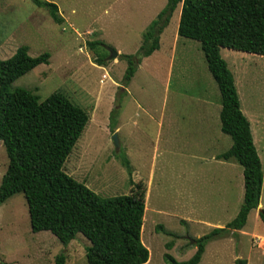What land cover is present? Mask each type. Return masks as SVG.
<instances>
[{
	"label": "rangeland",
	"instance_id": "1",
	"mask_svg": "<svg viewBox=\"0 0 264 264\" xmlns=\"http://www.w3.org/2000/svg\"><path fill=\"white\" fill-rule=\"evenodd\" d=\"M48 1L58 4L63 23H57L48 9L33 0H0V58L11 57L23 45L29 47L31 56L51 54L50 63L21 76L13 89L33 90L41 101L60 91L87 110L91 119L64 170L99 196L112 198L132 191L131 177L123 164L128 158L133 180L143 182L146 189L141 236L150 259L144 264H170L164 257L166 252L179 261L189 259L197 249L190 238L207 234L214 227H225L237 216L244 199L243 176L240 186L225 197L224 207L218 193V183L222 182L215 181L211 166L200 173V168L206 166L194 158L201 153L211 157L214 152L200 143L206 136L201 130L202 119H210L224 136L217 150L233 142L221 129V93L201 43L180 35L176 41L179 6L163 35V48L143 59L124 86L127 61L111 59L110 48L137 53L144 34L167 0ZM92 42L97 43L96 47ZM221 55L234 74L241 108L253 118L256 129L263 127L264 56L228 47L221 48ZM100 56L105 63L96 61ZM206 101L213 103L210 111L205 108ZM250 110L259 118L254 120ZM207 112L210 116L204 118ZM112 125L120 126V130L115 131ZM8 164L5 145L0 141V183ZM191 165L197 173L189 181ZM261 201L264 208V190ZM258 215L256 209L250 213L245 232L233 230L210 240L200 264H234L235 257L264 264V237L251 236H264V223ZM158 224L175 236L158 232ZM171 241L175 245L168 250L166 244ZM89 244L80 233L65 246L50 231L34 232L23 192L0 207V264H57L61 254L65 255L64 264H89Z\"/></svg>",
	"mask_w": 264,
	"mask_h": 264
},
{
	"label": "trees",
	"instance_id": "2",
	"mask_svg": "<svg viewBox=\"0 0 264 264\" xmlns=\"http://www.w3.org/2000/svg\"><path fill=\"white\" fill-rule=\"evenodd\" d=\"M33 2L48 9L57 23L64 22L55 2ZM179 5L182 11L178 34L201 43L221 93L222 131L232 138L233 144L219 157L235 158L243 166L245 180L244 201L232 221L195 238L197 250L188 260L179 261L169 252L164 254L170 264H200L208 242L233 230H242L261 201L262 161L251 123L241 109L234 75L221 55V48L264 56V0H167L144 34L137 53L120 55L128 64L124 86L132 80L143 59L160 48L161 34ZM91 45L96 47L97 43ZM50 57L49 52L31 56L29 47L23 45L11 57L0 58V141L9 158L0 183V207L13 195L23 192L34 232L50 231L65 246L77 234L84 235L90 242L86 249L89 264H144L150 259V251L141 236L146 189L143 182L133 180L130 160L125 158L123 164L131 177V193L112 198L99 196L64 170L67 158L90 121L88 111L60 91L41 101L33 90L12 87L38 65L48 64ZM96 61L105 63L101 56ZM259 214L264 223V209ZM156 229L175 236L166 232L162 224ZM174 245L171 241L166 247L169 250ZM56 262L64 264L65 255L58 256ZM235 264H248V260L237 258Z\"/></svg>",
	"mask_w": 264,
	"mask_h": 264
},
{
	"label": "crops",
	"instance_id": "3",
	"mask_svg": "<svg viewBox=\"0 0 264 264\" xmlns=\"http://www.w3.org/2000/svg\"><path fill=\"white\" fill-rule=\"evenodd\" d=\"M179 6H180V13H179V15L181 17L182 5H179ZM179 6L177 7L176 10H179ZM179 22H180V19H179ZM178 27H179V24H178ZM167 28H168V26L164 29V31L161 34V38H160V48L158 50L154 51V53L157 52V51H159V50H161L163 48L162 39H163V35H164V33H165V31H166ZM178 36H179V34H178V29H177V33H175V38H176V41L177 42L179 41ZM121 54H126V53H124V52L121 53V50H119V56H118L119 59H120V55ZM153 54H151L150 56L144 58V60L145 59H149ZM49 63H50V61H49ZM238 94H239V92H238ZM239 99H240V97H239ZM212 107H213V103L211 101H206L205 108H209V111H210L212 109ZM221 109H222V104H221ZM242 111H243V113L245 115L247 114V113H245L244 109H242ZM251 114H252V117H254V120L256 118H259L258 114L254 113L253 111H251ZM209 116L210 115L208 114V112L205 113V115H203L204 118L209 117ZM246 116H247V118L249 119V121L251 123V130H252V134H253V138H254V143L256 145V148L258 150L259 156L261 158L262 166H263V173H264V160H263V157H262V154H261V148H260V145H261V147L264 150V136H262V135H264V126L263 127H259V128L256 129L253 126V123H252L253 118L248 117V115H246ZM220 119H221V110H220ZM202 120H203V123H204V128L201 129V130H202L203 133L206 134V136H205V138L200 143L203 146L207 147L208 149H212L213 148L214 149V152L212 153L211 157H209L208 155H205V154H202L201 153L199 155V157L195 156L194 158L195 159H200V164L206 166V167H201L200 168V171H199L200 173H205L208 170L207 167L208 166H211L210 168H211V171L213 172V174L215 176L214 177L215 181L218 179L219 182H222V183H218V184H220V188H219L218 193H219L220 197L223 199V202L222 203H223V206L225 207V197H229V195L232 193V190L234 189V187H237L238 188V185L240 186L239 183H240L241 178L244 176V169H243V166L235 158L224 159V158L219 157L220 154H222L225 151H227L228 149H230V147L232 146L233 142H232V144H230V142H228L227 143V146L228 147L227 148L225 147L226 149L217 150V148H219V147L222 146L221 142L224 139V136L221 134L220 130L218 131V128L216 126L214 127V125H212V121L210 119H202ZM115 128H116L115 131L120 130V126H117V127L115 126ZM221 129H222V123H221ZM213 131H214L215 135H214ZM204 161H208L209 163L204 164ZM192 166L193 165H191V167L189 168V170H191V175L189 177V181H191V177H194V175L197 173L196 168H193ZM240 166L242 167V170H241ZM192 182L195 183L196 182V179H193ZM195 187H198V184L195 185L194 188ZM263 190H264V178H263V188H262V191ZM244 195H245V180H244ZM243 201H244V199H243ZM259 206L262 207L261 209H264L263 208L262 201L260 202V205ZM253 210H255V209H253ZM256 210H258L260 212V209L259 208L256 209ZM145 211H146V209H145ZM259 216H260V214L258 215V217ZM216 226H223V225H216ZM244 228L242 230H238L237 233H240L241 234V232H245L246 230H244ZM251 236L252 237H254V236H262V238L264 237L262 234H253ZM192 251L194 252V250H192ZM237 258H246L248 260V264H251L248 257H235V260ZM234 264H235V261H234Z\"/></svg>",
	"mask_w": 264,
	"mask_h": 264
},
{
	"label": "water",
	"instance_id": "4",
	"mask_svg": "<svg viewBox=\"0 0 264 264\" xmlns=\"http://www.w3.org/2000/svg\"><path fill=\"white\" fill-rule=\"evenodd\" d=\"M110 50H111V56H110L111 59L116 58V57L119 56V52H117L116 50H114L112 48H110ZM113 139L115 141L116 147L118 148L120 146V142H119V139H118V135L116 133L114 134ZM190 242L192 244H194V243H196V239L190 238Z\"/></svg>",
	"mask_w": 264,
	"mask_h": 264
}]
</instances>
